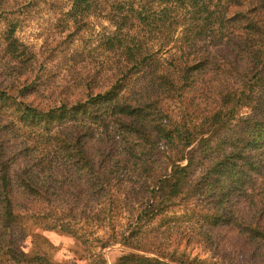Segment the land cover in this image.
I'll use <instances>...</instances> for the list:
<instances>
[{
    "label": "trees",
    "instance_id": "obj_1",
    "mask_svg": "<svg viewBox=\"0 0 264 264\" xmlns=\"http://www.w3.org/2000/svg\"><path fill=\"white\" fill-rule=\"evenodd\" d=\"M66 15L75 30L97 20L78 54H103L105 67L52 105L36 102L47 83L26 72L30 48L14 26L0 36V264H67L18 245L28 230L70 232L55 219L41 225L17 198L54 213L63 191L87 189L104 196L107 213L138 204L100 248L117 242L152 255L119 250L109 264H264V0H71ZM177 29V52L160 61L152 42L166 44ZM174 207L200 213L186 237L209 260L147 245L152 221H181L167 215ZM215 229L233 231L231 247ZM78 260L108 264L101 252Z\"/></svg>",
    "mask_w": 264,
    "mask_h": 264
},
{
    "label": "rangeland",
    "instance_id": "obj_2",
    "mask_svg": "<svg viewBox=\"0 0 264 264\" xmlns=\"http://www.w3.org/2000/svg\"><path fill=\"white\" fill-rule=\"evenodd\" d=\"M70 1L0 0V36L7 26L13 25V35L30 48L29 59L31 61L26 72L32 69V74H40L44 82L47 83L45 86H41V91L36 96V102L40 101L42 105H52L54 100L59 99L63 94L78 91L73 88L76 80L95 69L105 67L103 54L94 57L93 52H90L86 58H82L78 54L81 47L87 44L85 40L89 34L97 29L98 23L96 19L89 16L80 23L78 30H75L73 21L66 15ZM177 36L178 29L166 44L159 46L157 40L152 42L151 49L154 56L162 61L170 54H175L178 45ZM1 51L3 50L0 40V66L4 59ZM170 106L174 105L170 104ZM239 111L244 114L247 109L242 108ZM58 176L59 173H57ZM75 182L78 183V181ZM17 199L18 204L26 205L28 211L40 212L26 214L41 217V225L51 223L55 219L59 225H63L70 232H68L70 235H65L58 233L53 228H47V231H40L38 234L34 230L31 233L28 230V238L19 241L18 245L24 246L31 256L38 254V251L36 252L34 249L39 248V251H46L58 262L82 264V261H77L78 257L101 252L109 264V256L119 250L152 255V253H144L122 246L117 242L100 248L101 242H111L125 230L136 214L137 203L129 202L122 207L119 213H107L105 212L106 205L102 202L104 196L97 200L89 189L75 195L63 191L60 198L52 203L54 213H50L46 204H25L21 196ZM73 205H75V212L66 213L67 208L73 207ZM84 205L87 208L91 205V208L94 207L96 211L99 210L102 213H90L88 209L82 211ZM169 214L179 215L181 221H178V224L170 225L161 220L162 218L152 221L149 226L143 228L147 245L151 248L168 250L174 247L177 252H182L189 257L209 260L211 253L198 242H187L188 238L186 237L203 224L200 213H188L185 208L174 207L170 213H167V215ZM101 217H103V221H100ZM213 231V234L219 235L220 245L231 247V238L234 234L232 230L215 229ZM14 237L15 235L12 239ZM29 264L33 263L29 261Z\"/></svg>",
    "mask_w": 264,
    "mask_h": 264
}]
</instances>
